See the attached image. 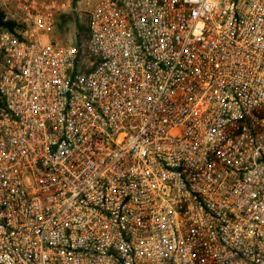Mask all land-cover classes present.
<instances>
[{
	"label": "built area",
	"instance_id": "obj_1",
	"mask_svg": "<svg viewBox=\"0 0 264 264\" xmlns=\"http://www.w3.org/2000/svg\"><path fill=\"white\" fill-rule=\"evenodd\" d=\"M0 264H264V0H11Z\"/></svg>",
	"mask_w": 264,
	"mask_h": 264
},
{
	"label": "rangeland",
	"instance_id": "obj_2",
	"mask_svg": "<svg viewBox=\"0 0 264 264\" xmlns=\"http://www.w3.org/2000/svg\"><path fill=\"white\" fill-rule=\"evenodd\" d=\"M11 0H0V13L13 8ZM60 6L56 15V27L51 34L54 41L63 44L86 45L88 13L99 0H46ZM20 32L19 25L15 27ZM6 30H0V35Z\"/></svg>",
	"mask_w": 264,
	"mask_h": 264
},
{
	"label": "trees",
	"instance_id": "obj_3",
	"mask_svg": "<svg viewBox=\"0 0 264 264\" xmlns=\"http://www.w3.org/2000/svg\"><path fill=\"white\" fill-rule=\"evenodd\" d=\"M4 13H0V30L4 31H8L11 32L14 35H19V33L15 30V27L17 26V24L13 23V22H6L4 21Z\"/></svg>",
	"mask_w": 264,
	"mask_h": 264
}]
</instances>
